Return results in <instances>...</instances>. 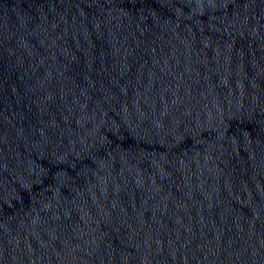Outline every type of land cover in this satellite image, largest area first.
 <instances>
[{"label":"water","instance_id":"obj_1","mask_svg":"<svg viewBox=\"0 0 264 264\" xmlns=\"http://www.w3.org/2000/svg\"><path fill=\"white\" fill-rule=\"evenodd\" d=\"M0 264H264V0H0Z\"/></svg>","mask_w":264,"mask_h":264}]
</instances>
